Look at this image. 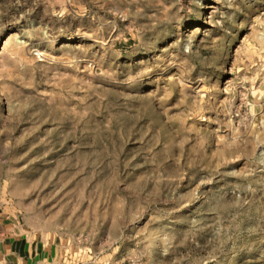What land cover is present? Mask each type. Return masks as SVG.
Here are the masks:
<instances>
[{
  "label": "rangeland",
  "instance_id": "1",
  "mask_svg": "<svg viewBox=\"0 0 264 264\" xmlns=\"http://www.w3.org/2000/svg\"><path fill=\"white\" fill-rule=\"evenodd\" d=\"M0 212L56 264H264V0H0Z\"/></svg>",
  "mask_w": 264,
  "mask_h": 264
},
{
  "label": "crops",
  "instance_id": "2",
  "mask_svg": "<svg viewBox=\"0 0 264 264\" xmlns=\"http://www.w3.org/2000/svg\"><path fill=\"white\" fill-rule=\"evenodd\" d=\"M0 264H56V257L47 240L26 232L13 218L4 221L0 212Z\"/></svg>",
  "mask_w": 264,
  "mask_h": 264
}]
</instances>
